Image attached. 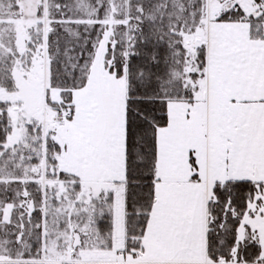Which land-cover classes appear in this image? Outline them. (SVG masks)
Wrapping results in <instances>:
<instances>
[{
    "label": "snow or ice",
    "instance_id": "6c2138e0",
    "mask_svg": "<svg viewBox=\"0 0 264 264\" xmlns=\"http://www.w3.org/2000/svg\"><path fill=\"white\" fill-rule=\"evenodd\" d=\"M0 264H264V0H0Z\"/></svg>",
    "mask_w": 264,
    "mask_h": 264
}]
</instances>
